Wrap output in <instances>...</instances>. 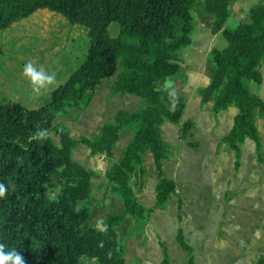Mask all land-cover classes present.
Segmentation results:
<instances>
[{
  "label": "trees",
  "instance_id": "obj_1",
  "mask_svg": "<svg viewBox=\"0 0 264 264\" xmlns=\"http://www.w3.org/2000/svg\"><path fill=\"white\" fill-rule=\"evenodd\" d=\"M197 1L0 0V31L46 8L60 13L70 24L88 28L91 39L84 59L50 92L46 103L38 108L14 101L0 103V183L8 189L0 198V243L15 248L26 264H125L118 241V228L125 217L131 215L134 231H141L154 208H163L175 192L176 183L162 172L161 162L171 148L160 127L166 120L180 123L186 105L175 94V110H169L173 90L161 79L181 69L180 53L191 43L195 26L191 10ZM234 1L202 0L203 10L213 18L211 33H221L225 45L210 49L213 74L198 94L201 104L212 102L213 115L230 106L237 109L230 130L220 140L232 149L237 168L239 144L246 138L255 142L257 156L262 158L256 119L264 120V98L252 86L263 82L264 0L248 9L247 20L235 27L225 26ZM112 21L119 25L116 36L108 34ZM114 73L112 91L134 94L146 102L144 107L134 112L118 110L114 122L78 139L71 137L62 122L54 123L69 108L88 105L102 79ZM127 125L132 126L134 136L121 158L106 169L104 189V197L107 193L119 195L124 209L107 213L103 218L107 231L100 232L90 224V182L95 173L72 159V147L82 143L92 154L111 159L119 132ZM193 125L192 120L183 121L180 137ZM38 128L49 132L47 139H31ZM146 152L152 154L156 176L151 207L143 206L134 191L143 186ZM49 189L57 190L55 199L47 194ZM180 211L178 199L179 218ZM176 239L189 252L188 264H194L192 248L180 229ZM158 264H169L165 250Z\"/></svg>",
  "mask_w": 264,
  "mask_h": 264
},
{
  "label": "crops",
  "instance_id": "obj_2",
  "mask_svg": "<svg viewBox=\"0 0 264 264\" xmlns=\"http://www.w3.org/2000/svg\"><path fill=\"white\" fill-rule=\"evenodd\" d=\"M45 9L39 8L26 19L21 18L7 27L11 40L5 41L6 33L0 31V62L6 67L18 64L19 71L14 73L12 79L26 84L30 91L31 87L22 76L24 64L31 60L56 78V72L52 70L53 61L60 57L66 46L67 29L61 24L68 25L69 22L60 13ZM53 22L62 34L57 35L59 47L51 50L53 41L48 37ZM26 38L30 40L24 42ZM31 43H34L35 51L31 52L29 58L19 54L16 62L15 56L4 55L10 48L20 51ZM4 44H9V48L2 47ZM192 48L197 50L193 51L197 56L201 54L199 47ZM212 68L208 66L206 76L202 72L194 74V77L188 76L181 92L177 91L178 87L174 89L169 81L179 73L162 78L161 83L170 85L183 100L190 97L195 99L198 89L210 81ZM115 75L102 79L88 105L69 108L66 114L55 118L54 123L62 122L69 129L71 137L78 139L96 134L106 122H114L118 110L134 112L144 107L146 102L142 98L112 91ZM9 79L0 72L1 86L9 84ZM262 85L263 82L260 94ZM261 95L264 98V94ZM194 101L192 106L185 102L180 123L166 120L160 127L163 139L171 148V153L161 162L162 172L176 183V190L163 208H154L143 230L134 231V218L131 215L125 217L118 228V241L124 249L125 264H158L164 250L169 264H188L189 252L181 248L176 239L179 229L192 248L194 264H264V120L256 119L262 158L257 156L255 142L246 138L239 144L240 162L236 168L232 149L220 143V140L230 130L237 109L230 106L213 115L212 102L201 104L200 96ZM185 120H192L194 128L182 138L180 124ZM133 136L130 125L120 130L111 159L92 154L82 143L72 147V159L95 173L90 182L91 209L95 205L90 221L93 227L97 219H103L107 213H121L124 209L119 195L107 193L104 197L107 183L105 171L121 158L124 147ZM190 142H193L192 146L188 145ZM142 166L145 170L143 186L141 190L134 187V191L143 206L151 207L155 203L156 176L150 152L144 154ZM178 199H181L180 218L177 215Z\"/></svg>",
  "mask_w": 264,
  "mask_h": 264
},
{
  "label": "rangeland",
  "instance_id": "obj_3",
  "mask_svg": "<svg viewBox=\"0 0 264 264\" xmlns=\"http://www.w3.org/2000/svg\"><path fill=\"white\" fill-rule=\"evenodd\" d=\"M258 1L259 0H235L231 4L230 16L226 20L225 26L235 27L239 22L247 20L248 9L252 5L258 3ZM191 11L195 21V26L191 34V43L181 50L180 55L183 59V62L181 63V69L178 72L179 75H177L172 80H169L174 89L175 87H178L177 91L179 92L182 91L184 83H186V79L188 76L191 75V77H194V74L199 75L201 72L204 74V76H206V74L208 75L209 72L208 66L210 69L211 67H213L212 63L208 59V54L210 49L213 47L221 48L225 45V41L221 33H217V34L211 33L210 26L213 18L203 10L202 0H198ZM22 19H26V18H22ZM61 25L63 27H66L67 29L65 33L67 36V40L64 42L66 46L62 49L60 57L53 61L52 70L56 72V82L54 83V85L50 86V88L42 90V93L40 95L38 96L34 95L32 90L30 91V88L26 84L19 83L12 79L14 73L19 71L18 64L11 67H6V64L2 65V62H0V72H2V74L8 79L10 78L9 84L6 83L2 86L0 85V103L6 101H18L29 108H38L44 103H46L50 98V92L47 93L45 92L51 90L59 83L65 81L68 74L72 72L81 63V61L85 57V52L87 51V48L91 41L90 36L88 35V28L80 24L68 23V25H63V24ZM51 30L52 31L49 34L50 37H48V39L53 41V43L50 44L51 45L50 48L51 50H54L59 47L58 45L59 43H57L58 40L57 35L62 34V31L59 30V27L56 26L55 22L52 23ZM107 30L110 36H116L119 32L118 23L116 21L110 22V24L107 27ZM2 31L6 33L4 39L5 41L12 39V37L9 34L10 30L4 29ZM29 40L30 38H26L24 39V42H28ZM9 46H10L9 44L2 45V47H4L5 49H8ZM192 47H196V48L199 47L201 49V54L197 56V54L193 52L197 50L193 49ZM34 51H35L34 43H31L26 47L22 48L20 51L10 48V50L5 51L4 55L9 57L15 56L14 61L17 62L18 61L17 56L19 54L28 56L29 58L31 57V52ZM0 56H1V52H0ZM26 59L27 58H24V60ZM4 62H6V60H4ZM203 66L205 67V70ZM252 89L255 92H257L260 96H263L261 94H264V70H263V85H262L261 94L259 92L260 86L258 87L252 86ZM196 98L199 99L198 93H196ZM195 99L193 97L184 98L185 102L189 106L195 104L194 101ZM74 118H76V116ZM191 143L193 145V142ZM56 191H57L56 189H49L47 194L49 196H52L53 194L56 193ZM94 207H92L91 209V214H94Z\"/></svg>",
  "mask_w": 264,
  "mask_h": 264
},
{
  "label": "clouds",
  "instance_id": "obj_4",
  "mask_svg": "<svg viewBox=\"0 0 264 264\" xmlns=\"http://www.w3.org/2000/svg\"><path fill=\"white\" fill-rule=\"evenodd\" d=\"M22 76L27 80L29 86L31 87L32 92L35 95H40L42 90L49 88L55 83V75L49 74L43 67H38L36 63L29 60L26 62L22 69ZM170 87V85H169ZM170 111L175 110V92H170ZM49 136V132L46 129H37L33 134L31 139L33 140H44ZM7 187L5 184L0 183V198H3L7 193ZM52 198L55 199V194L52 195ZM79 205L76 208V211H79ZM96 230L100 232L107 231V225L102 218L97 219L96 224L94 225ZM7 248V250H6ZM83 259V258H81ZM0 264H26L24 257L15 250V248H8L4 243H0Z\"/></svg>",
  "mask_w": 264,
  "mask_h": 264
}]
</instances>
